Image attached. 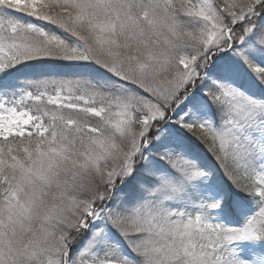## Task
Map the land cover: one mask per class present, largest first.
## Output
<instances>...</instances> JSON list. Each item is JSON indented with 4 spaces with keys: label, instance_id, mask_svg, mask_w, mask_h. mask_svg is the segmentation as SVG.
<instances>
[{
    "label": "snow or ice",
    "instance_id": "snow-or-ice-1",
    "mask_svg": "<svg viewBox=\"0 0 264 264\" xmlns=\"http://www.w3.org/2000/svg\"><path fill=\"white\" fill-rule=\"evenodd\" d=\"M0 264H264V0H0Z\"/></svg>",
    "mask_w": 264,
    "mask_h": 264
}]
</instances>
